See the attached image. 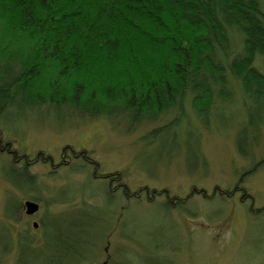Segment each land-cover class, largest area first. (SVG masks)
Returning <instances> with one entry per match:
<instances>
[{
    "label": "trees",
    "instance_id": "1",
    "mask_svg": "<svg viewBox=\"0 0 264 264\" xmlns=\"http://www.w3.org/2000/svg\"><path fill=\"white\" fill-rule=\"evenodd\" d=\"M263 66L264 0H0V134L2 124L11 130L7 121L18 111L42 112L57 122L65 119L60 114L106 118L129 132L162 121L142 139L157 155L169 156L182 150L191 128L238 102L244 109V116L237 113L244 126L238 151L245 155L264 127ZM10 146L0 136V151L13 155L7 177L35 189V161ZM86 151H74L81 168L95 165ZM102 176L106 194L116 186L129 200L142 194L143 188L130 192L117 173ZM147 189L152 199L156 193ZM182 201L168 195L163 203L170 208ZM22 210L8 207L16 219ZM91 221L80 218L67 230L40 219L39 242L47 252L39 253L30 249L39 244L31 224L19 264H38L39 255L45 264H62L72 253L51 252L52 242L62 249L69 239L81 242ZM3 244L0 263L10 247Z\"/></svg>",
    "mask_w": 264,
    "mask_h": 264
},
{
    "label": "rangeland",
    "instance_id": "2",
    "mask_svg": "<svg viewBox=\"0 0 264 264\" xmlns=\"http://www.w3.org/2000/svg\"><path fill=\"white\" fill-rule=\"evenodd\" d=\"M242 110L237 102L205 126L191 128L182 137V150L169 156L157 155L142 139L162 121L129 132L121 121L106 118L60 114L65 119L57 122L42 112L18 111L7 121L11 130L2 124L0 136L18 156L35 161L30 173L36 182L33 190L11 182L7 167L13 155L0 151V252L3 242L10 244L0 264H19L33 221L67 228L80 218L92 219L81 242L69 239L63 249L52 242L51 252L72 253L62 264H264V127L256 144L241 154L244 126L237 113L244 116ZM83 149L95 165L80 167L74 151ZM47 156L52 163L45 162ZM111 173L119 174L130 192L143 188L141 196L123 198L117 186L106 194L102 175ZM147 187L156 193L152 199ZM228 189L233 196L219 193ZM168 195L185 201L168 208L163 203ZM26 199L38 201L39 211L12 217L8 207L21 210ZM69 230L73 238L74 228ZM30 231L39 243L30 245L32 252H47L40 243L44 227ZM38 258V264L46 263Z\"/></svg>",
    "mask_w": 264,
    "mask_h": 264
},
{
    "label": "water",
    "instance_id": "3",
    "mask_svg": "<svg viewBox=\"0 0 264 264\" xmlns=\"http://www.w3.org/2000/svg\"><path fill=\"white\" fill-rule=\"evenodd\" d=\"M40 207L39 202L35 201V200H27L25 202V208H26V213L29 215H34L36 212H38ZM34 226L37 227L38 223L35 221L34 222Z\"/></svg>",
    "mask_w": 264,
    "mask_h": 264
},
{
    "label": "flooded vegetation",
    "instance_id": "4",
    "mask_svg": "<svg viewBox=\"0 0 264 264\" xmlns=\"http://www.w3.org/2000/svg\"><path fill=\"white\" fill-rule=\"evenodd\" d=\"M27 200H28V199L24 200L23 203H22V204H23V207H24V211H25L24 213H26V210H25V202H26ZM26 214H27V213H26ZM27 215H28V214H27ZM28 216H31V215H28ZM33 222H34V221H33ZM37 222H38V225H39V224H40L39 220H37ZM34 228H35V229H39V228H40V225H39L38 227H34Z\"/></svg>",
    "mask_w": 264,
    "mask_h": 264
}]
</instances>
